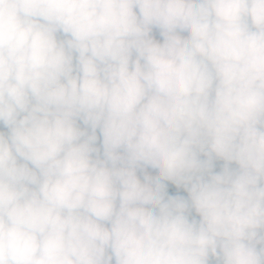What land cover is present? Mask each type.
Instances as JSON below:
<instances>
[{"label": "clouds", "instance_id": "clouds-1", "mask_svg": "<svg viewBox=\"0 0 264 264\" xmlns=\"http://www.w3.org/2000/svg\"><path fill=\"white\" fill-rule=\"evenodd\" d=\"M0 264H264V0H0Z\"/></svg>", "mask_w": 264, "mask_h": 264}, {"label": "trees", "instance_id": "trees-1", "mask_svg": "<svg viewBox=\"0 0 264 264\" xmlns=\"http://www.w3.org/2000/svg\"><path fill=\"white\" fill-rule=\"evenodd\" d=\"M172 191H175V189H172ZM181 194H185V193H181ZM186 195V194H185Z\"/></svg>", "mask_w": 264, "mask_h": 264}, {"label": "rangeland", "instance_id": "rangeland-1", "mask_svg": "<svg viewBox=\"0 0 264 264\" xmlns=\"http://www.w3.org/2000/svg\"><path fill=\"white\" fill-rule=\"evenodd\" d=\"M157 38L159 39V36L157 35Z\"/></svg>", "mask_w": 264, "mask_h": 264}]
</instances>
